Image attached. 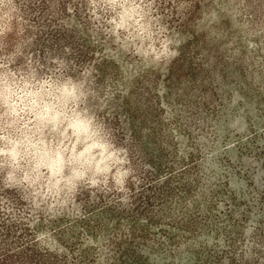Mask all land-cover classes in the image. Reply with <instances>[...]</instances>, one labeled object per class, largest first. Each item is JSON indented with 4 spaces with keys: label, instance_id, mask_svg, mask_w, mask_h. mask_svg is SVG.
<instances>
[{
    "label": "rangeland",
    "instance_id": "obj_1",
    "mask_svg": "<svg viewBox=\"0 0 264 264\" xmlns=\"http://www.w3.org/2000/svg\"><path fill=\"white\" fill-rule=\"evenodd\" d=\"M0 248L264 264V0H0Z\"/></svg>",
    "mask_w": 264,
    "mask_h": 264
},
{
    "label": "trees",
    "instance_id": "obj_2",
    "mask_svg": "<svg viewBox=\"0 0 264 264\" xmlns=\"http://www.w3.org/2000/svg\"><path fill=\"white\" fill-rule=\"evenodd\" d=\"M0 250L2 251V248H0ZM26 252H24L23 256L20 257V260L22 263H26V264H32V263H37L39 260L37 259V255H35L34 253H32L31 255H29L28 253V248L25 249ZM11 256H7L6 253H3L0 255V264H9V259H11Z\"/></svg>",
    "mask_w": 264,
    "mask_h": 264
}]
</instances>
